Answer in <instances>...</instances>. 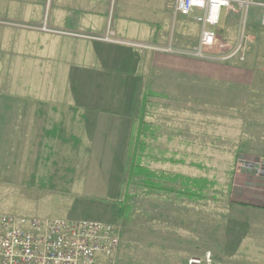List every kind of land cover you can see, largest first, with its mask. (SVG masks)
I'll return each mask as SVG.
<instances>
[{"label":"rangeland","instance_id":"rangeland-1","mask_svg":"<svg viewBox=\"0 0 264 264\" xmlns=\"http://www.w3.org/2000/svg\"><path fill=\"white\" fill-rule=\"evenodd\" d=\"M16 40L8 49L0 39V215L111 224L119 264H168L170 247L180 250L188 239L198 250L212 248L224 230L229 188L238 178L257 177L245 162L264 160V39L252 45L245 88L153 74L141 97L152 94L142 116H133L131 133L98 136L103 150L92 145L97 135L79 133L63 86L43 81L38 91L26 88L37 83V68ZM138 130L153 156L142 164L187 178H168L167 192L139 185V178L131 183L128 146Z\"/></svg>","mask_w":264,"mask_h":264},{"label":"crops","instance_id":"crops-1","mask_svg":"<svg viewBox=\"0 0 264 264\" xmlns=\"http://www.w3.org/2000/svg\"><path fill=\"white\" fill-rule=\"evenodd\" d=\"M174 1L114 0L111 13L112 0H0V18L10 23L46 24L52 30L93 37L112 31L120 40L168 47L173 53L30 29L18 31L16 27L0 29V39L8 49L13 39H17L16 45L22 52L27 55L31 52L30 60L38 77L37 83L26 84V88L38 91L43 81L46 87L63 86L67 94L65 102L69 108L73 107L75 119L81 122L77 125L82 129L79 133L97 135L92 145L103 150L102 145L107 144L98 136L131 133L142 88L153 74L183 76L186 83H222L243 88L250 85L246 70L250 69L247 67L250 63L254 64L249 57L253 55V43L264 39V28L260 26L262 8L258 6L264 0H238L250 5L220 12L215 28L217 39L207 53L217 58L230 55L243 27L247 38L243 61L237 57L215 61L186 55L198 42L200 25L195 18L201 11L195 9L187 16L178 15L174 12ZM9 54L12 53L8 50L6 55ZM22 67L21 71L27 68ZM55 97L47 98L54 102L58 100ZM228 195L224 230L217 234L214 246L198 250L194 242L185 240L180 250L170 247L168 264H186L190 258L206 254L217 264H264V177L238 178ZM119 261L120 254L115 259L116 264Z\"/></svg>","mask_w":264,"mask_h":264},{"label":"built area","instance_id":"built-area-1","mask_svg":"<svg viewBox=\"0 0 264 264\" xmlns=\"http://www.w3.org/2000/svg\"><path fill=\"white\" fill-rule=\"evenodd\" d=\"M248 5L250 2L238 0H175L174 12L178 15L187 16L195 9L201 11V15L195 18L200 25L198 42L186 55L215 61L237 57L239 61H243L247 40L243 27L236 47L230 55L217 58L210 56L207 52L215 45L217 39L215 28L219 24L221 10H233L235 7H247ZM258 6L262 8L260 26L264 28V4H258ZM0 24L118 44L139 50L173 53L168 47L162 48L120 40L112 31H108L101 37H93L52 30L47 28L46 24L32 26L4 20H0ZM244 164L250 173L257 177H264V160ZM119 243L118 231L111 224L62 217L0 215V264H115ZM186 264L217 263L213 262L210 254H206L203 257L190 258Z\"/></svg>","mask_w":264,"mask_h":264},{"label":"trees","instance_id":"trees-1","mask_svg":"<svg viewBox=\"0 0 264 264\" xmlns=\"http://www.w3.org/2000/svg\"><path fill=\"white\" fill-rule=\"evenodd\" d=\"M151 94L152 93H147V95L143 96L141 98V101L138 102L136 112H135V113L139 112L138 117L140 115L142 116V113L144 110L143 104L145 103L144 101H146L148 96ZM132 120H134V119H132ZM138 123L141 124V126L146 125L142 121V117H141V119H139ZM137 132L138 133L134 139L135 145L131 146V143H130L128 146V160H127V167L126 168L128 171L127 177L129 178L131 183H133L132 181L134 180V178L135 179L139 178L138 182L141 183L139 185H145L152 190L158 189L160 191L167 192L168 191L167 185L169 182L168 178H187V177H183L180 175H174V174L165 172L164 170H152L149 168L148 164H144V163L142 164V162H141L142 158H149L150 157V159H152L153 156L151 153H149L150 149H148V146H146L145 142L143 140L140 141V137H142V135H143L142 132L140 130H138ZM151 136H152V134H151ZM131 149H133V150L130 153ZM146 149L148 150V153H144V152H146ZM185 192L190 193V195H192L191 193H193L190 191V189L186 190Z\"/></svg>","mask_w":264,"mask_h":264}]
</instances>
